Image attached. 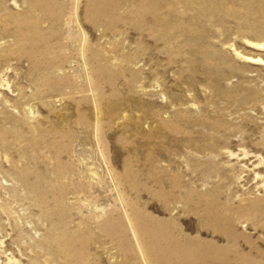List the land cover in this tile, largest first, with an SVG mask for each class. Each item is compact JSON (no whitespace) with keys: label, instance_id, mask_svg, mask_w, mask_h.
Returning a JSON list of instances; mask_svg holds the SVG:
<instances>
[{"label":"rangeland","instance_id":"obj_1","mask_svg":"<svg viewBox=\"0 0 264 264\" xmlns=\"http://www.w3.org/2000/svg\"><path fill=\"white\" fill-rule=\"evenodd\" d=\"M150 2L0 0V264H264V0Z\"/></svg>","mask_w":264,"mask_h":264},{"label":"bare ground","instance_id":"obj_2","mask_svg":"<svg viewBox=\"0 0 264 264\" xmlns=\"http://www.w3.org/2000/svg\"><path fill=\"white\" fill-rule=\"evenodd\" d=\"M149 1H152V2H150L151 4H153V10H155L154 12L155 13H157V11H158V13H163V15H162V20H161V22H162V26H169V25H171L173 22H172V18H173V16L172 17H170V10L173 8V6L175 5V2H177V3H179V1H183V0H149ZM146 2V1H145ZM145 6V5H144ZM150 7V6H149ZM152 7V6H151ZM139 8V7H138ZM141 9V8H140ZM161 9H163L162 11H161ZM142 10V9H141ZM147 10V9H146ZM139 11V10H138ZM149 11H150V9H149ZM143 12H144V9H143ZM158 13L155 15V17H154V21L156 22V20H157V18H158ZM138 15H139V13H137ZM141 14V19H143V17H145L144 15H145V13H140ZM173 14H174V12H173ZM172 14V15H173ZM137 18H138V16H137ZM152 19V18H151ZM150 19V20H151ZM159 19V18H158ZM161 19V18H160ZM149 20V21H150ZM154 21H152L151 20V22H154ZM142 22H143V20H142ZM154 22V23H155ZM143 23H145V22H143ZM142 23V24H143ZM148 23V22H147ZM153 24V23H152ZM157 25H159V22L157 23ZM156 26V23L154 24V27ZM250 61H253V60H258V58H250L249 59ZM186 122V121H185ZM189 125V124H188ZM188 128V127H187ZM216 144V143H215ZM38 191V190H37ZM157 231H159V230H157ZM159 234H160V232H159ZM174 240H176V238H174ZM175 243V248L177 249V250H179V248H178V244H176L177 242L175 241L174 242ZM183 248V250L184 251H181V252H179V254H184L185 256H187L186 258H187V264H205V262H206V252H205V249H201V247L200 246H198V244H196V246H195V244H193V246H188V245H186L185 247H182ZM203 248V247H202ZM175 252V251H174ZM175 254L176 255H179L178 253H176L175 252Z\"/></svg>","mask_w":264,"mask_h":264}]
</instances>
